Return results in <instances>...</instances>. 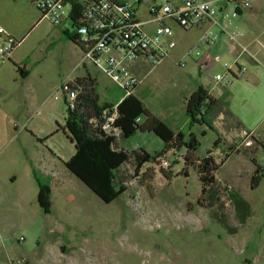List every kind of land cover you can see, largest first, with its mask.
<instances>
[{
  "label": "rangeland",
  "instance_id": "rangeland-1",
  "mask_svg": "<svg viewBox=\"0 0 264 264\" xmlns=\"http://www.w3.org/2000/svg\"><path fill=\"white\" fill-rule=\"evenodd\" d=\"M124 1L134 2L141 18L147 19L149 9L161 0ZM256 3V23L264 49V0ZM224 4L217 0L219 7ZM0 21L21 34L16 61L25 60L28 70L44 60L59 79L72 73L76 54L66 38L74 31L70 19L55 25L31 0H0ZM198 35L196 30L188 33L190 40ZM203 54L195 60L202 62ZM139 61L145 63L139 93L152 112L173 126L168 106L181 69L168 61L155 66ZM201 65L202 70L197 65L191 73L198 79L202 75L206 82L226 72L222 62L211 60ZM96 72L102 99L118 102L125 91ZM195 135L200 142L197 156L203 158L213 148L216 130L209 129L207 135L196 130ZM238 144L241 152L232 154L218 172L221 181L215 209L223 219L199 203L200 170L188 167L186 174V147L165 152L161 157L168 159L166 166L158 157L137 167L132 157L117 172L126 190L110 203L70 172L44 175L50 201L46 206L39 198L40 184L37 202L29 212L16 206L10 218L0 213L4 215L0 216V264H264V176L254 189L249 180L247 188L241 189L240 203L226 191L232 183L225 180L237 170L248 172L253 156L264 165V147L257 145L254 153L244 149L243 139ZM117 147L154 155L165 143L153 132H137L124 140L120 137ZM57 163L60 168L62 164ZM208 198L203 195L204 203Z\"/></svg>",
  "mask_w": 264,
  "mask_h": 264
},
{
  "label": "crops",
  "instance_id": "crops-1",
  "mask_svg": "<svg viewBox=\"0 0 264 264\" xmlns=\"http://www.w3.org/2000/svg\"><path fill=\"white\" fill-rule=\"evenodd\" d=\"M69 1L73 7L76 3H82V0ZM138 1L141 2V0ZM208 1L217 3V0ZM248 1L251 6L239 10V16L232 20L229 30L236 29L243 33L241 41L255 58L248 53L241 54V48L232 40L230 32L223 31L210 22L206 21L198 27L183 29L177 23L169 21L177 33V46L171 50L169 58L165 61L174 63L181 69L176 83L177 90L170 93L171 101L168 111L173 126L169 125L177 132L183 131L188 134H196L198 130L207 135L209 129L216 130L217 137L213 148L209 149L207 154L210 152L221 166L230 159L232 154L241 152L242 149L236 150V146L240 147L238 143L243 139L244 131H252L256 139L252 146H245V150L256 153L257 145L264 147V49L256 23V20L258 21L257 0ZM131 3L134 4V2ZM134 6L136 8L135 4ZM222 8L229 10L230 4L225 2L220 6V9ZM231 8L230 11L233 10V6ZM137 17L143 21L151 18L148 12L147 19H142L138 11ZM0 24L17 39H21V34L9 24L3 21H0ZM71 24L73 26L72 21ZM146 28L153 32L155 24L147 23ZM207 29H211L218 36L216 43L203 47L202 62L195 60L196 57L188 58L184 68L180 65V61L185 58L187 51L196 44L197 39ZM191 30H196L199 34L192 40L188 37ZM54 38L53 36V42L56 43ZM64 38V32L60 30V40L63 41ZM66 38L73 44L76 54L73 71L66 78L59 79L55 76L54 69L44 65V60L38 62L35 68L28 70L25 60L16 61L17 50H14L9 61L0 63V213H6V218H10V213L16 206L24 211H30L37 202L44 175L59 172L72 173L65 164L76 152L75 143L64 129L68 116L67 97L63 95L56 98L55 95L65 81L72 79L74 83L88 72L98 78V85L100 82L96 72L99 69L84 62V45L81 41L71 40L68 34ZM213 54L221 55V62L225 68L227 64H235L233 72H237L243 65L246 71L243 75L236 76L226 87L216 86L214 79L206 82L202 75L199 79L194 77L191 73L194 67L200 65L199 70H202L201 64L210 62ZM139 60L132 65V71L143 79L145 63ZM19 67L23 68L25 75ZM140 85L134 94L144 102V98L139 93ZM200 87L207 90L214 99V103L207 108L202 122L192 123L187 115V101ZM125 97L124 95L118 102H110L119 103ZM146 107L150 110L148 106ZM59 125H61L60 128ZM125 149L129 150L127 147ZM174 154L173 156L177 155L176 152ZM252 158L264 169V165L257 157ZM57 162L62 164L60 168ZM255 169L256 165L253 163L248 172L237 170L225 179L232 183L228 184L233 188L229 194L236 192L241 195V189L247 188L249 180L251 183ZM216 178L221 181L219 173H216ZM0 216L4 215L0 214ZM28 218L26 216V219Z\"/></svg>",
  "mask_w": 264,
  "mask_h": 264
},
{
  "label": "built area",
  "instance_id": "built-area-1",
  "mask_svg": "<svg viewBox=\"0 0 264 264\" xmlns=\"http://www.w3.org/2000/svg\"><path fill=\"white\" fill-rule=\"evenodd\" d=\"M31 1L41 14L55 25H60L69 19L73 9L69 0ZM223 1L231 4L233 10L220 9L216 1L181 0L179 4H174L169 0H161L155 2L149 9L151 18L143 21L137 17L136 8L131 2L82 0L79 25L75 31L84 45V62L99 69L125 91V96H128L134 93L142 82V79L132 71V65L139 59L147 61L152 66L159 65L169 58L171 50L177 46V33L169 21L177 23L183 29L198 27L206 21L210 22L221 30L230 32L232 40L240 46L241 54L248 53L255 58L241 41L243 33L236 29L229 30L232 20L239 16V10L251 6L250 1ZM220 15L223 18H220ZM147 23L155 24L153 32L146 28ZM217 39L218 36L211 29H207L197 39L196 44L187 51L185 60H181L180 65H184L188 58L200 56L203 47L215 44ZM19 43L20 40L0 24V63L11 59ZM211 60L221 62L222 57L214 55ZM234 66L235 64H227L226 72L216 74L214 78L216 86L226 87L236 76H241L246 71L245 66L242 65L237 72H233ZM78 94L79 90L70 79L61 85L55 97L66 95L68 107L75 109ZM116 117L117 105L111 114H105L106 121L102 125L103 130L115 137V147L118 139L122 138L121 129L114 126ZM242 137L245 146H252L255 143L252 131H244ZM159 159L162 166L167 165L166 157ZM232 189L231 185H227L228 192Z\"/></svg>",
  "mask_w": 264,
  "mask_h": 264
},
{
  "label": "trees",
  "instance_id": "trees-1",
  "mask_svg": "<svg viewBox=\"0 0 264 264\" xmlns=\"http://www.w3.org/2000/svg\"><path fill=\"white\" fill-rule=\"evenodd\" d=\"M82 7L81 3H76L70 14L74 31L69 32L68 36L75 42L79 41L75 28L79 25ZM19 69L25 75L23 68L19 67ZM74 86L79 90L77 104L75 109L68 107L64 129L75 143L76 152L65 164L100 199L110 203L125 192L126 187L119 180L117 172L132 157L135 158L137 167H140L161 157L169 150L186 147V153L183 156L186 174H188V167H198L200 170L202 198H199V203L214 209L212 213L215 215H213L215 217L219 215L222 218L219 210L215 209L220 192V183L216 178V173L219 172L221 165L214 160L210 152L203 158L197 156L200 142L195 134L175 131L169 124L154 115L134 93L126 96L119 103L102 100L98 91V78L90 72L74 81ZM213 103L214 99L207 90L203 87L198 88L187 101V115L190 121L192 123L202 122L207 108ZM116 105L117 117L114 126L121 129L123 140L137 132H153L164 141L165 148L153 155L147 150L129 151L115 147V137L103 130L102 125L106 121L105 114H111ZM252 161L256 165L251 178V186L254 189L260 185L264 169L257 164L254 158ZM203 195L204 197L208 195L210 198H208V203H204ZM231 196L234 202L240 203V194L232 192ZM39 198L45 206L50 202L49 189L43 184H41Z\"/></svg>",
  "mask_w": 264,
  "mask_h": 264
}]
</instances>
